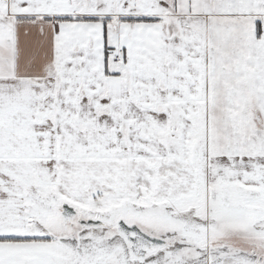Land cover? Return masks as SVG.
<instances>
[{
    "label": "snow or ice",
    "instance_id": "1",
    "mask_svg": "<svg viewBox=\"0 0 264 264\" xmlns=\"http://www.w3.org/2000/svg\"><path fill=\"white\" fill-rule=\"evenodd\" d=\"M0 264H264V0H0Z\"/></svg>",
    "mask_w": 264,
    "mask_h": 264
}]
</instances>
